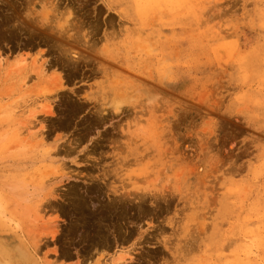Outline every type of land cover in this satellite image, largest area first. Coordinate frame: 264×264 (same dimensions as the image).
I'll use <instances>...</instances> for the list:
<instances>
[{"label": "rangeland", "instance_id": "1", "mask_svg": "<svg viewBox=\"0 0 264 264\" xmlns=\"http://www.w3.org/2000/svg\"><path fill=\"white\" fill-rule=\"evenodd\" d=\"M0 264H264V0H0Z\"/></svg>", "mask_w": 264, "mask_h": 264}, {"label": "bare ground", "instance_id": "2", "mask_svg": "<svg viewBox=\"0 0 264 264\" xmlns=\"http://www.w3.org/2000/svg\"><path fill=\"white\" fill-rule=\"evenodd\" d=\"M76 54V53H75ZM30 110V109H29Z\"/></svg>", "mask_w": 264, "mask_h": 264}]
</instances>
